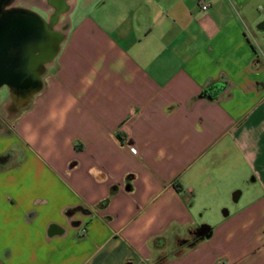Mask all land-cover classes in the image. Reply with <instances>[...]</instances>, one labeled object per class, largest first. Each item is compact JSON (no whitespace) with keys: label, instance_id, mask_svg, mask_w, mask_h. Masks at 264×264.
I'll return each instance as SVG.
<instances>
[{"label":"crops","instance_id":"crops-1","mask_svg":"<svg viewBox=\"0 0 264 264\" xmlns=\"http://www.w3.org/2000/svg\"><path fill=\"white\" fill-rule=\"evenodd\" d=\"M13 4L65 37L0 135V264H264V0Z\"/></svg>","mask_w":264,"mask_h":264},{"label":"water","instance_id":"water-1","mask_svg":"<svg viewBox=\"0 0 264 264\" xmlns=\"http://www.w3.org/2000/svg\"><path fill=\"white\" fill-rule=\"evenodd\" d=\"M0 0V88H9L15 109L42 88V76L60 50L65 33L39 12ZM264 24V23H263ZM206 226L198 233L207 236Z\"/></svg>","mask_w":264,"mask_h":264},{"label":"rangeland","instance_id":"rangeland-1","mask_svg":"<svg viewBox=\"0 0 264 264\" xmlns=\"http://www.w3.org/2000/svg\"><path fill=\"white\" fill-rule=\"evenodd\" d=\"M261 10L264 13V7H262ZM65 28L66 26L62 27V29ZM254 30L257 34L263 36L262 35L263 33L261 31L257 30L256 28ZM21 109L22 108L17 110L14 108L13 99L11 97L9 88L7 86H2L0 88V135L4 133H8L12 130L14 118L18 114V112H20ZM13 159L15 160V157L8 161H5L4 164L9 165L10 163H12V161H14ZM232 204H237V203H232ZM225 208L228 207L225 206Z\"/></svg>","mask_w":264,"mask_h":264},{"label":"trees","instance_id":"trees-1","mask_svg":"<svg viewBox=\"0 0 264 264\" xmlns=\"http://www.w3.org/2000/svg\"><path fill=\"white\" fill-rule=\"evenodd\" d=\"M8 153H5L0 156V165L4 166V161L7 159ZM198 238H195L192 242H190V246H193L197 242Z\"/></svg>","mask_w":264,"mask_h":264},{"label":"flooded vegetation","instance_id":"flooded-vegetation-1","mask_svg":"<svg viewBox=\"0 0 264 264\" xmlns=\"http://www.w3.org/2000/svg\"><path fill=\"white\" fill-rule=\"evenodd\" d=\"M12 6H17V5H15V4H12ZM37 9L39 8V6H37V5H34ZM20 7H26V6H23V5H20ZM26 8H28V7H26ZM30 9H32V8H30ZM32 10H34V9H32ZM36 11V10H35ZM38 12V11H37Z\"/></svg>","mask_w":264,"mask_h":264},{"label":"built area","instance_id":"built-area-1","mask_svg":"<svg viewBox=\"0 0 264 264\" xmlns=\"http://www.w3.org/2000/svg\"><path fill=\"white\" fill-rule=\"evenodd\" d=\"M202 8H203V9H207V5H203Z\"/></svg>","mask_w":264,"mask_h":264}]
</instances>
